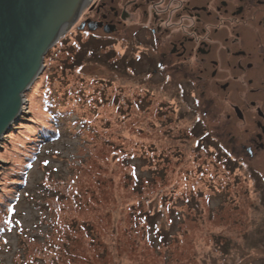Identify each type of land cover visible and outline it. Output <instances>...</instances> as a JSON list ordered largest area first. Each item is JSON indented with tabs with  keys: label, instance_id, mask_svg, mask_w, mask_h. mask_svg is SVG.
<instances>
[{
	"label": "rangeland",
	"instance_id": "374dc122",
	"mask_svg": "<svg viewBox=\"0 0 264 264\" xmlns=\"http://www.w3.org/2000/svg\"><path fill=\"white\" fill-rule=\"evenodd\" d=\"M60 39L93 83L81 85L82 102L58 98L77 113L44 139L36 130L51 122L30 111L40 107L37 78L28 114L3 134L0 223L13 225L0 235V264H264L262 185L195 142L193 94L141 79L119 38L99 41L73 26ZM53 62L45 58L42 72ZM161 228L165 241L156 239Z\"/></svg>",
	"mask_w": 264,
	"mask_h": 264
},
{
	"label": "flooded vegetation",
	"instance_id": "af4514ba",
	"mask_svg": "<svg viewBox=\"0 0 264 264\" xmlns=\"http://www.w3.org/2000/svg\"><path fill=\"white\" fill-rule=\"evenodd\" d=\"M79 11V31L131 45L141 79L193 94L195 140L264 192V0H83Z\"/></svg>",
	"mask_w": 264,
	"mask_h": 264
},
{
	"label": "water",
	"instance_id": "95a60500",
	"mask_svg": "<svg viewBox=\"0 0 264 264\" xmlns=\"http://www.w3.org/2000/svg\"><path fill=\"white\" fill-rule=\"evenodd\" d=\"M82 1L0 0V149L15 119L28 114L24 96L50 48L76 22Z\"/></svg>",
	"mask_w": 264,
	"mask_h": 264
},
{
	"label": "trees",
	"instance_id": "16d2710c",
	"mask_svg": "<svg viewBox=\"0 0 264 264\" xmlns=\"http://www.w3.org/2000/svg\"><path fill=\"white\" fill-rule=\"evenodd\" d=\"M87 46L89 48L88 50L93 54L94 50H95V49H93L94 48L93 45H87ZM99 48L102 49L103 46H100ZM54 49L49 51L48 55L46 56V59L51 60V62L54 61L53 65L51 67H49L47 72H42L41 76H39V78H38L40 83H42V84H40V86L42 85L41 86V92L38 94V97L40 100L36 101L37 103L39 102V104H40L39 110L38 111L36 110V107H37L36 105L32 106V108L30 109L31 112H35L37 114L43 113V114L47 115L49 122L52 123V124L49 123L50 126H48L47 125L48 121H47L45 125H40V127L36 130L37 138L41 137L44 139L45 138L54 139L55 136L57 137L58 132H59V130H57V127H59L61 125H63V126L69 125V123H71L69 116L73 113V111L75 109L69 110V109L63 108V106L60 105V103H59L60 99H58V98H63L64 102L67 99L66 103L69 100H71L70 102H76V103L82 102L84 97L86 96V94L84 93L83 90H80L82 88L81 85L88 87L89 84L93 83V81H89L90 79L88 81H85L79 72H78L79 75L77 74L76 68H78L79 66H81L83 64V58L81 55L77 56L76 53L73 54V51L71 50L70 45H68V43H66L65 39H60L57 42ZM111 55H112V52L110 54V57H111ZM55 63H56V65H55ZM53 68H55L56 70L51 71ZM58 69H60L59 70L60 74H58V72H57ZM67 70L69 71V73L77 74L76 78L78 80H73V81L78 82V83H76V84L75 83H73V84L68 83L71 81H69L65 77V75H67L66 72H68ZM50 72H52V73H50ZM60 79H62L60 87H63V89L54 90L52 85L54 84L55 81H59ZM36 86H32L30 88L32 91L30 89L29 90L31 92H34ZM64 87H66V88L64 89ZM69 94L71 96H69ZM60 95H62V96H60ZM115 98L116 97L114 96L113 101L116 100ZM74 113L76 114L77 111L75 110ZM35 118L36 119L34 120L35 121L34 123H37L38 116L37 117L35 116ZM41 121L43 124L44 120L41 119L40 122ZM21 127H23L22 124H21ZM11 132L9 134H11ZM195 142L200 143L199 140H195ZM201 145H203V144H201ZM26 155H28V154H26ZM129 157H131V156H129ZM132 157L135 158V156H132ZM17 172H19L18 175L20 176L18 179L23 178L22 177L23 169H19V171H17ZM14 183H15V187L21 185V183L18 181H15L11 184H14ZM11 203H12V201L10 199L6 203V210H7V208L9 209L11 207ZM148 218L152 219L153 217H148ZM12 225H13V223L11 225H9L8 220L3 221V224L0 223V235L4 234L5 231H7V228L11 227ZM149 225H150V223H149ZM156 235H157V237H156L157 240L158 239L163 240V241L166 240L163 228H161V230H156Z\"/></svg>",
	"mask_w": 264,
	"mask_h": 264
},
{
	"label": "bare ground",
	"instance_id": "6f19581e",
	"mask_svg": "<svg viewBox=\"0 0 264 264\" xmlns=\"http://www.w3.org/2000/svg\"><path fill=\"white\" fill-rule=\"evenodd\" d=\"M24 98H25V97H24ZM17 119H19V116L17 117ZM11 127H12V129H13V124H12V126H11Z\"/></svg>",
	"mask_w": 264,
	"mask_h": 264
}]
</instances>
